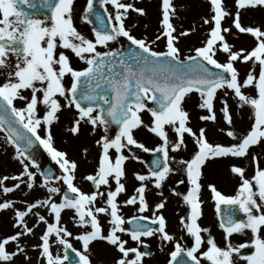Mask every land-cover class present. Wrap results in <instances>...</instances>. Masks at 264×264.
<instances>
[{"label":"snow or ice","instance_id":"snow-or-ice-1","mask_svg":"<svg viewBox=\"0 0 264 264\" xmlns=\"http://www.w3.org/2000/svg\"><path fill=\"white\" fill-rule=\"evenodd\" d=\"M74 3L75 0H39V4L37 0H0V75L4 77L0 81V132L4 133L5 142L14 148L13 158L21 165L18 174L0 177V192L9 194L19 190L21 185L34 189L38 186V176L39 186L47 192L42 199L24 201L22 208H17L13 199L0 202V211H13V228L17 229L0 238V264H15L18 256H23L27 262L30 257L22 239L34 236L41 223L45 227L39 236L40 243L33 248L39 250L45 264H65L69 250L78 257L71 264H92L90 245L97 241L107 243L120 253L115 264H144L145 257L152 255L140 250L147 247L144 238L156 235L162 242H174L167 264H237L240 259L246 264H264V166L257 155H251L254 165L251 176L246 175L242 166H230L231 173L240 179L234 195H225L214 184L208 185L221 217L219 227L225 233V246L218 245L210 229L198 223L203 203L200 181L206 162L245 158L252 146L264 144V29L244 26L240 11L264 7V0H235L232 25L239 33L250 34L255 39L250 50H234V45L226 39L230 29L222 27L225 17L232 14L226 11L223 0H209L213 14L203 19L205 25H211L207 38L202 46L193 49L194 54L183 59L177 47L178 39L189 35L191 30L174 35L172 17L176 13L172 0H162L163 31L155 37V40L165 38V51L154 50V41L138 39L126 26L130 11L146 15L144 8L123 0H100L101 5H111L113 11L108 13L107 23L103 15L95 13L100 26L93 27V38H88L75 26ZM94 7V0H87L82 18L88 23H92L89 16ZM120 38L135 47L127 52L109 48L110 43ZM100 48L106 50L100 51ZM69 51L86 66L74 67L67 54ZM218 52L226 55V61L216 58ZM237 62L251 64L243 79ZM66 79L69 82L66 83ZM249 88L254 94L246 91ZM220 91L225 97L231 91L237 107L247 106L252 113L250 128L246 133H238L233 127L228 99H220V112L228 125L226 135L236 141L229 145L209 142L204 127L194 131L190 126V113L184 107L186 98L195 93L200 98L198 108L207 112L199 119L215 122V102ZM17 102L22 106H17ZM149 103L153 106L149 107ZM65 109L76 111L69 129L73 135L80 133L82 123L90 125L93 134L98 129L103 133L95 141L100 148L97 167L83 177L93 185L90 192L77 184V161L54 146L52 128ZM145 111L151 117L149 124H145L142 116ZM112 125L117 130L109 134ZM141 127L158 137L161 143L151 149L146 147L135 136ZM167 129L175 134L174 141L169 139ZM185 134L197 146L190 159L179 161L191 184V189L182 196L189 213L180 217L184 230L194 238L190 247L183 246L167 231V220L162 212L167 197L162 191L159 193L162 199L154 205L152 215H143L149 211L148 184L163 189L169 175L175 171L169 163L175 158L170 157L169 152L186 147ZM36 144L42 145L59 166L60 175L54 174L51 168L41 170L29 151ZM134 148L162 154V157L157 155L146 172L134 174L139 186L123 204H138L137 211L141 215L126 219L121 214L118 197L126 192L122 182L127 176L126 162L139 160ZM9 180L15 183L9 186L6 184ZM172 191L175 194V189ZM221 205L226 206L223 213ZM39 209H46L51 219ZM65 210L73 211L75 224L83 229L75 237L62 223ZM237 213H243L244 218H238ZM101 215L109 217L106 230L99 219ZM30 216L36 217L33 226L28 223ZM248 232L250 241L233 244L230 239L233 234ZM204 234H207L206 239ZM124 235L137 246H128L129 241L122 238ZM71 238L81 243L82 251L73 247ZM53 244L63 247V255L53 252ZM9 245L13 246L11 250ZM248 246L254 251L241 256V249Z\"/></svg>","mask_w":264,"mask_h":264},{"label":"rangeland","instance_id":"rangeland-1","mask_svg":"<svg viewBox=\"0 0 264 264\" xmlns=\"http://www.w3.org/2000/svg\"><path fill=\"white\" fill-rule=\"evenodd\" d=\"M123 2L134 3L136 7L144 8L146 12V15H139L135 12L130 11L128 19L126 20V26L131 29V33L138 39L146 38L147 41H154L152 45L154 50L165 51V38L161 37L160 40H155V37L163 31V26L161 23L162 0H123ZM172 2L175 6L176 13L175 16L172 17V23L176 28V32L174 33V35H178L180 32H183L185 30H191L189 35L180 36L178 39L177 47H179L181 58L183 59L187 55L194 54L193 49L202 46V43L206 40L207 33L211 25H205L203 23V19L210 17V15H212L213 13L211 12L209 0H172ZM223 3L226 6V11L232 14L229 17H225V20L222 21V27H227L230 29V32L226 35L227 41L230 44L234 45V50H238L240 48L250 50L255 45V39L250 34L239 33L238 30H236L235 27L232 25V19L234 18V14L236 11L235 0H223ZM86 6L87 0L84 1L83 15ZM107 7L110 12L113 11L111 5H107ZM262 9L264 10V7H255L240 10L242 24L244 26H260L262 29H264V22H261L256 16L260 13ZM83 15L79 16V31L88 38H93L92 28L82 18ZM76 21V16L74 14V22ZM140 31H142V33H140ZM119 41L124 42L127 40L125 38H120ZM119 41L110 43L109 48L117 46ZM99 50L105 51L106 49L100 48ZM67 54L70 56L72 65L74 67L83 68L84 66H86L81 61H79L78 65H75L76 57L70 51L67 52ZM216 58L221 62H224L227 59L226 55L221 52L217 53ZM236 67L240 72L241 79H243L248 70L251 68V64L237 62ZM258 71L259 68L257 66L256 72ZM3 79V75H0V81H2ZM67 82L69 81H67L66 79V83ZM246 91L250 94H254L251 88L247 89ZM27 94L28 93H25V95ZM221 98L228 99L233 116V127L235 128V130L238 133H246L252 123L251 109L247 106L242 108L237 107L236 98L232 95L231 91H228L227 97L224 96L223 91L218 92L217 100L215 102V109L217 115V120L215 122L202 121L199 119L200 116L207 115V112L206 110H201L198 108L200 98L195 93L191 94L189 98H186L184 107L190 113V126L193 128L194 131H198L199 128L204 127L206 129V135L209 142H218L224 145H229L236 141H233L230 137L226 135L228 125L223 120L220 112ZM17 106L22 105L20 102H17ZM149 107H151L150 104ZM59 115V122L54 124L52 128L54 136V146L57 147L59 150L66 151L71 159H75L77 161L79 165L76 174L77 184L79 187L82 188V190L90 192L93 190V185L90 182L84 180L83 177L89 173L94 172L97 167L100 148L98 145H96L95 141L99 138L101 134H103L102 130L98 129L96 133L93 134L91 126L87 123H82L80 133L78 135H73L69 131V129L72 126L74 117L76 116V111L74 109H65ZM142 116L145 121V124H149L151 121L150 114L145 111ZM167 130L169 132V139L174 141L176 139L175 134L171 131V129ZM115 131V129L110 128L109 134H114ZM41 135H43V131H41ZM135 136L140 142H143L145 146L149 149L154 148L161 143L158 137L147 131L144 127H141L139 130H137L135 132ZM185 144V148H182L179 151L175 152L170 150L169 152V156L175 158L169 160L171 167L175 171L169 175L167 181L163 186V189H156L151 183L148 184V190H152H147L148 192H146V199L149 203V211L143 214L148 216L152 215L154 205L162 199L161 195L159 194L162 191L163 196L167 197L165 208L162 210L163 215L167 220V231L170 234L174 235L183 246H186V240L188 238H191L194 243V238L191 237V235L188 234L186 230H184L183 226L180 223V217L187 216V214L189 213V208L184 203L182 196L187 194V192L191 189V184L188 181L185 172L182 170L183 166L179 163V161H181L182 159H190L191 155L194 154V152L197 150V146L195 145L193 139L187 134H185ZM84 149H87V152H84ZM14 151V148L5 142L4 133L0 132V177L4 175L13 176L21 171V165L17 160L13 158ZM133 152L136 154V156L139 157V160H129L128 162H126L127 176L122 181L123 183H125L126 192L121 193L118 197V200L121 202V204H123V201L133 195L135 192L131 188V180L135 178L134 174L137 172L144 173L148 170V167L146 166L144 158L142 156V152L144 151L134 148ZM252 154L257 155V157L261 160V165L264 166V144H261L258 146H252L250 148V154L248 157L213 159L206 162V164L202 168V176L200 181L202 188L200 193V199L203 203L201 205L202 216L199 218L198 223L202 227H208L210 229L211 235L216 239L217 244L221 247L225 246V233L219 227V216L217 214L215 201L212 199V194L208 185L214 184L217 189L225 195H234L240 183L239 177L237 175H234L230 171L226 172L222 176L223 178H218L215 175V171H217V168L222 169L224 165L227 164L226 166H228L230 163V166L235 164L244 168L245 163H249L251 165V169L248 172L246 170V175L251 176L254 172V165L251 160ZM178 181H183V183H178ZM39 182L40 177L38 176V186L34 189L30 190L27 189L24 185H21V188L19 190H16L9 194H4L0 192V202H2L6 198H10L11 196L15 195L23 199V207L24 201L32 202L35 199L44 198L47 195V192L43 187L39 186ZM13 183H15V181L12 180L6 182V184L9 186ZM182 184L186 185L187 190L182 189ZM114 186L115 185L113 182V188ZM173 189H175V194L172 191ZM55 199H57L58 201L59 197H56ZM39 211L41 214L48 216V218L51 219L46 209H39ZM121 214L124 215V217L127 219L128 217L137 215V208L135 206L129 207V205H123L121 206ZM73 216V211L65 210L62 213V223L67 226L66 219L73 218ZM214 217L215 220L218 222L217 224L212 223V221H210L213 220ZM5 219L9 220L8 215H3L0 213V222L4 223ZM99 219L101 221L102 226L106 230L108 228L107 221L109 217H104L103 215H101ZM30 220H32L34 224L36 221V217L30 216L28 221ZM44 227L45 225L41 223L35 229V235L30 236V238L39 240V236L42 234ZM214 229L218 234H214ZM16 230L17 229H14V232ZM81 231H83V229ZM80 232H78L77 234H79ZM77 234L73 233V237H75ZM204 235L206 239L207 234ZM123 238L129 240L128 246H136V243L131 241L127 235H124ZM230 239L233 244L244 243L246 241H250L251 233L248 232L247 234L243 235L233 234ZM146 240H148L147 242L152 246L154 251V255L147 259L146 264H167L170 258L169 253L174 249V242H162L159 239V236L147 237L145 241ZM71 242L73 244V247H75L78 251L83 250L82 245L79 241L74 238H71ZM54 247L55 253L63 255L62 246L54 244ZM92 254L93 251L90 247V257ZM240 255L244 256L241 253ZM65 264H68V262L65 261ZM237 264H246V261L240 259L237 261Z\"/></svg>","mask_w":264,"mask_h":264},{"label":"bare ground","instance_id":"bare-ground-1","mask_svg":"<svg viewBox=\"0 0 264 264\" xmlns=\"http://www.w3.org/2000/svg\"><path fill=\"white\" fill-rule=\"evenodd\" d=\"M256 16L258 17V19L261 22H264V10L263 9ZM230 164L228 166H226L227 164L224 165V167L222 169L217 168L216 169L217 171H215V175L218 178H223L222 176L226 172H230ZM245 169L247 170V172L250 171L251 165L249 163H245ZM138 186H139V182L135 178L132 179L131 180V188L135 191V189ZM148 191H152V190H148ZM148 191H146V192H148ZM6 199L15 200L16 201V207L22 208L23 199H21L19 196L13 195L12 197L6 198ZM0 213L3 215H8V218H9V220L5 219L4 223L0 222V238H2L5 235L14 233V229H15V228H13L14 213L12 210L0 211ZM210 221H212V223H215V224L218 223L215 220V217L213 220H210ZM28 223H29V226L33 225L32 220L28 221ZM66 224H67V228L71 232H73L74 234H77L78 232L81 231V228L75 224L73 218H68ZM213 232H214V234H218V233H216L215 229L213 230ZM22 243L27 245L26 252H27V255L30 257V259L27 262H25L23 256H18L15 260V264H45L43 257H41L39 255V250L33 248V245H37L40 243V241L38 239H31L30 236H26L22 239ZM12 247H13L12 245H9L10 250ZM90 247H91V250L93 251V254L90 257L92 260V264H115L116 258H118L120 255V253H118V251H116V249L114 247L108 245L105 242H100V241L93 242L90 245ZM54 248L55 247L53 244V247H52L53 252H54Z\"/></svg>","mask_w":264,"mask_h":264},{"label":"water","instance_id":"water-1","mask_svg":"<svg viewBox=\"0 0 264 264\" xmlns=\"http://www.w3.org/2000/svg\"><path fill=\"white\" fill-rule=\"evenodd\" d=\"M94 12L92 15L89 16V19L92 21V25L94 27H98L99 25V21L96 19V15L95 13H100L101 15H103L105 17V23H107V13L105 11L104 5H101L100 0H94ZM40 11H43L42 9H40ZM135 46L131 45L130 43H125L123 45H121V50L124 52L129 51L130 48H133ZM104 88L107 90V86L105 85ZM108 94L110 95V91H108ZM115 126V125H114ZM31 155L37 160L38 163H40L43 166V170H47L49 168H51L54 172V174H56L55 170L51 167L50 164V159L49 157H47V155L45 154L44 150L42 149V147L39 144H36L32 149L29 150ZM157 155H160L162 157V154H151L148 156V158L150 159L151 163L150 166H152V161L154 159H156ZM226 206L221 205V213H223V210L225 209ZM238 218H241V215L239 213H237ZM72 255H71V259L76 260L77 257L74 255L75 253H73L72 251H69ZM244 252L246 254H251L253 252V250L247 248L244 250Z\"/></svg>","mask_w":264,"mask_h":264},{"label":"flooded vegetation","instance_id":"flooded-vegetation-1","mask_svg":"<svg viewBox=\"0 0 264 264\" xmlns=\"http://www.w3.org/2000/svg\"><path fill=\"white\" fill-rule=\"evenodd\" d=\"M84 1L85 0H75V3H74L76 17H77V27H78V30H79V14H81V11H82V8H83V5H84ZM37 4H39V0H37ZM121 206H123V204H121ZM133 206H135L136 208H138V204L137 205H129V207H133ZM137 214L138 215H141L140 213H138V211H137ZM145 239L146 238H144V240Z\"/></svg>","mask_w":264,"mask_h":264}]
</instances>
